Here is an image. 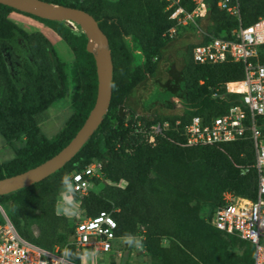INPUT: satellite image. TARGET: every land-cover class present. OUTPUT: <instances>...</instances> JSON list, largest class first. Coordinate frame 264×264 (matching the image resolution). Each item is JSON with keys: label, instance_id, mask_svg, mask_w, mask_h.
<instances>
[{"label": "trees", "instance_id": "1", "mask_svg": "<svg viewBox=\"0 0 264 264\" xmlns=\"http://www.w3.org/2000/svg\"><path fill=\"white\" fill-rule=\"evenodd\" d=\"M41 1L83 10L95 19L103 32L106 33L111 26L125 38L134 39L144 59L143 66L151 74L160 68V63L168 65V77L151 82L165 88L159 109L169 112L155 111L149 117L142 115L138 117L141 126L130 123L123 127L125 118L118 111L124 106L123 101L112 95L106 116L74 158L44 180L0 196V203L5 206V213L18 233L48 250L66 246L67 256L77 259L78 254L70 246L75 224L70 226L66 217L55 212V197L68 181L71 171L80 170L97 160L105 180L123 181L127 187L106 184L99 194L84 197L79 204L80 210L94 216L102 210L118 209L114 214L118 236L134 237L138 228L144 227L141 245L150 264H253L254 247L251 244L215 229L210 223L212 216L205 223L187 213L189 205L194 202L211 205L214 212L225 191L255 198L257 176L251 167L254 156L250 142L228 143L223 146V151L213 146L185 148L179 144L180 137L173 129L176 120H180L179 129H182L193 116L209 121L224 114L233 103L227 100L223 85L242 80L243 65L234 62L198 65L192 60V46L170 44L163 33L173 22L168 19L169 12L165 11L163 0ZM205 3V31L228 37L236 22L216 8L215 0H205ZM239 6L245 26L264 16V0H240ZM13 12L21 13L0 4V61L12 93L11 97L6 96L0 102V135L8 144L22 136L26 140L24 147L16 151L15 159L0 164V179L27 171L66 146L92 109L97 89L92 73L81 112L67 121L54 141L45 138L39 141L40 124L47 119V109L64 93L66 81L62 63L50 41L41 32L26 33L12 28L7 18ZM58 34L75 58L82 61L83 56L71 39L61 32ZM18 37L28 59L15 43ZM177 63L179 67H175ZM149 81L141 86H147ZM111 90L113 94V87ZM133 90L131 96H134ZM215 91L217 99L211 98ZM168 98L173 101L172 109L164 107ZM139 102L142 112L153 108L145 107L141 100ZM175 105L183 107V111H174ZM111 119H116L118 126L114 127ZM166 120L170 127L156 136L154 145L148 144L150 126ZM141 129L145 132H140ZM92 140L96 145L91 144ZM84 148L93 158L80 156ZM237 166L249 167V171L243 175ZM17 193L21 194L19 199H5ZM163 240L167 245L162 244ZM237 244L243 251L233 260L225 247Z\"/></svg>", "mask_w": 264, "mask_h": 264}, {"label": "built area", "instance_id": "2", "mask_svg": "<svg viewBox=\"0 0 264 264\" xmlns=\"http://www.w3.org/2000/svg\"><path fill=\"white\" fill-rule=\"evenodd\" d=\"M163 1L165 11L169 12L168 19L173 22L163 33L170 44L192 46V60L198 65L228 62L243 65L244 78L223 85L227 100L233 103L224 114L209 121L193 116L182 129H179L180 120H176L173 129L180 137L179 144L185 148L213 146L223 151L225 144L242 140L250 142L254 156L251 167L257 176L255 198L223 192L210 223L223 234L251 244L254 247L253 264H264V16L245 26L240 0H215L216 8L236 22L228 37L215 36L205 31V0ZM66 22L76 30L77 24ZM211 98H218L216 91ZM138 126L141 125L138 123ZM169 127L167 120L150 127L148 144L154 145L156 136ZM237 167L243 175L249 171V167ZM102 181L101 164L97 160L80 170H73L64 184L68 199L80 203L89 194H98L94 188ZM117 212L118 209L111 208L90 216L80 210L84 217L75 223L70 237V246L78 257L71 259L67 256L66 246L48 250L22 237L0 205V264H83L84 260L94 257L101 262L89 264H111V260L122 255L121 241L125 246L127 239L133 238L117 235L118 224L114 219ZM137 233L139 249L145 256L146 251L141 245L144 227L140 226ZM104 257L108 261H102Z\"/></svg>", "mask_w": 264, "mask_h": 264}, {"label": "rangeland", "instance_id": "3", "mask_svg": "<svg viewBox=\"0 0 264 264\" xmlns=\"http://www.w3.org/2000/svg\"><path fill=\"white\" fill-rule=\"evenodd\" d=\"M8 23L12 28H18L26 33L41 32L52 44L54 51L56 52L60 62L62 63V69L64 72V79L66 81V89L62 96L56 100L47 109V119L40 124V132L38 140L42 138L48 141H54L58 134L64 129L67 121L75 114L81 112V108L85 102V94L87 91L88 80H91V75L94 73L95 83L97 85L96 71L94 65V55L88 53L86 46L88 43L87 37L83 29L76 25V30H73L66 21H60L58 24L41 21L33 17L27 16L23 13L13 12L7 18ZM102 31V30H101ZM61 32L66 34L69 39L78 47L82 61L77 60L71 48L67 45L64 39L58 34ZM103 32V31H102ZM108 39V49L111 53L113 64V78L111 89L113 87V94L111 90V96L121 98L123 101L122 117H124L123 127H127L130 123H138L142 125L138 117L145 115L147 117L157 112H169L168 110L159 109V101L165 92V88L158 87L156 83L148 84L142 88V83L149 80L166 79V68L168 65H162L160 63L155 74H151L143 66L144 59L141 51L138 48L137 42L134 39L125 38L120 35L114 27H108V31L103 32ZM15 43L20 47L22 54L28 59L22 40L18 37ZM97 46L95 45V49ZM175 67H179L178 63ZM93 79V78H92ZM141 86V88H139ZM138 87V91L130 95L133 89ZM134 91V90H133ZM134 93V92H133ZM138 94V95H137ZM137 95V96H136ZM6 96L11 97L12 93L8 88L7 80L2 73L1 61H0V102ZM133 97H135L133 99ZM139 100L145 105V107H153L149 112H142L139 108ZM184 103V102H183ZM174 111H183V107H177L175 105ZM111 124L118 126L116 119L110 120ZM146 121V120H145ZM148 121V120H147ZM151 125V124H149ZM155 126V124L150 127ZM144 132L143 130H139ZM25 138L22 136L19 140L13 141L11 144L5 142L0 135V164L7 163L16 158V151L24 147ZM92 145H96V141L92 140ZM90 144V145H91ZM89 155L87 148H84L80 152V156ZM69 179V178H68ZM106 184L116 185L122 188H126L127 185L123 181L113 183L107 181L103 177L101 184L94 188V191L101 192ZM20 193L10 195L6 197V200L19 199ZM80 203H76L75 199H68V190L63 185L56 194L55 197V212L59 215L66 217L69 220L70 226L77 223L78 220L84 216L80 213ZM4 210V205L0 203ZM5 211V210H4ZM187 213L198 220H203L205 223L210 221V217L213 213V207L206 204H198L194 202L189 205ZM138 233L133 238L127 239L125 246L121 241V257L111 260V264H150L149 257L142 255V249L140 250V243ZM163 245H167V241H162ZM225 251L229 253L233 260L242 254L243 249L237 244L235 246H226ZM102 258V256H99ZM98 261L95 257L91 260L87 259L83 261V264H89ZM102 261H108V258L104 257Z\"/></svg>", "mask_w": 264, "mask_h": 264}, {"label": "water", "instance_id": "4", "mask_svg": "<svg viewBox=\"0 0 264 264\" xmlns=\"http://www.w3.org/2000/svg\"><path fill=\"white\" fill-rule=\"evenodd\" d=\"M0 4L47 21H70L77 24L86 34V50L94 55L97 79L96 98L84 123L69 143L58 153L43 163L20 174L0 179V196L25 189L49 177L76 156L84 143L92 136L106 116L111 100L113 64L108 49V39L99 28L95 19L83 10L62 5H54L41 0H0ZM95 45L97 48L95 49ZM183 47L188 44L182 45ZM151 80L148 82L150 83ZM164 107L173 108V101L168 98ZM122 108L118 111L122 116ZM73 173L71 171L68 174Z\"/></svg>", "mask_w": 264, "mask_h": 264}, {"label": "crops", "instance_id": "5", "mask_svg": "<svg viewBox=\"0 0 264 264\" xmlns=\"http://www.w3.org/2000/svg\"><path fill=\"white\" fill-rule=\"evenodd\" d=\"M151 81H152V80H151ZM149 84H152V82L149 83ZM143 87H144V86H142V88H143ZM139 88H141V86H140ZM137 91H138V87H137L136 89H134V91H133L134 93H133V94H135ZM137 95H138V94H137ZM137 95H136V96H137Z\"/></svg>", "mask_w": 264, "mask_h": 264}]
</instances>
